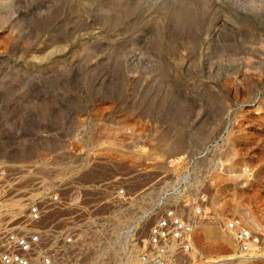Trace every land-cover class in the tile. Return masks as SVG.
<instances>
[{
	"label": "rangeland",
	"instance_id": "374dc122",
	"mask_svg": "<svg viewBox=\"0 0 264 264\" xmlns=\"http://www.w3.org/2000/svg\"><path fill=\"white\" fill-rule=\"evenodd\" d=\"M118 176L204 195L186 264H264V0H0V219Z\"/></svg>",
	"mask_w": 264,
	"mask_h": 264
},
{
	"label": "built area",
	"instance_id": "2783aa9c",
	"mask_svg": "<svg viewBox=\"0 0 264 264\" xmlns=\"http://www.w3.org/2000/svg\"><path fill=\"white\" fill-rule=\"evenodd\" d=\"M126 180L118 176L82 189L57 184L29 201L16 219H0V264H120L132 248L133 264L193 263L194 228L211 218L204 195L178 202L174 190L172 200L161 198L165 207L155 217L153 193L129 189ZM223 230L233 236L238 257L251 259L257 239L235 220Z\"/></svg>",
	"mask_w": 264,
	"mask_h": 264
},
{
	"label": "bare ground",
	"instance_id": "6f19581e",
	"mask_svg": "<svg viewBox=\"0 0 264 264\" xmlns=\"http://www.w3.org/2000/svg\"><path fill=\"white\" fill-rule=\"evenodd\" d=\"M131 259V258H130ZM127 261H129V260H127ZM132 262V261H131ZM223 263V262H222ZM213 264H221L220 262H218V263H213Z\"/></svg>",
	"mask_w": 264,
	"mask_h": 264
}]
</instances>
